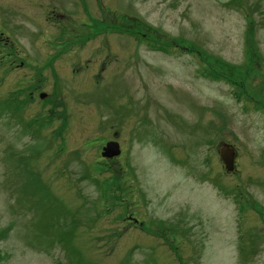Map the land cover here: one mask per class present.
<instances>
[{"label":"rangeland","instance_id":"obj_1","mask_svg":"<svg viewBox=\"0 0 264 264\" xmlns=\"http://www.w3.org/2000/svg\"><path fill=\"white\" fill-rule=\"evenodd\" d=\"M83 4L38 91L0 75V264H264V0Z\"/></svg>","mask_w":264,"mask_h":264},{"label":"flooded vegetation","instance_id":"obj_2","mask_svg":"<svg viewBox=\"0 0 264 264\" xmlns=\"http://www.w3.org/2000/svg\"><path fill=\"white\" fill-rule=\"evenodd\" d=\"M78 1L80 6L74 8L72 0H0V75L15 74L19 84L29 82L35 86L34 91H38L42 83L38 74L41 69L46 68L43 67L45 64L49 69L53 67L54 51L58 54L66 52L68 41L79 48L86 43L87 12L84 0ZM113 6L109 17L110 21L117 25L116 31L112 33L115 37L127 38L136 43L152 41L153 48H156V44L167 45L166 42L160 41L162 39L159 35L152 40L154 29L135 22L134 16L130 15L131 10L122 9L126 12L124 13L116 4ZM89 16L91 19L90 13ZM99 34L101 33L98 32L91 39L98 37ZM136 35H139V38H136ZM175 43L177 44V41L174 40L170 44L173 51L179 48ZM62 45L65 47L62 48ZM30 48H34L35 51ZM187 52L199 56L198 51ZM78 62L77 58L74 64ZM27 70L30 71V75L36 76L24 77ZM35 92L34 94L31 92L30 97L35 96ZM44 94L39 93V99L48 98V95ZM114 134L116 135V132ZM109 161L114 164L113 159Z\"/></svg>","mask_w":264,"mask_h":264},{"label":"water","instance_id":"obj_3","mask_svg":"<svg viewBox=\"0 0 264 264\" xmlns=\"http://www.w3.org/2000/svg\"><path fill=\"white\" fill-rule=\"evenodd\" d=\"M219 3H228L231 0H216ZM118 145L115 142H109L106 144L105 148L103 149V155L106 157L110 153V155L118 154L117 151ZM114 152V153H113ZM218 155L220 160L222 161L224 168L227 172H232L234 168V158H235V151L233 148L224 145L221 146L218 150Z\"/></svg>","mask_w":264,"mask_h":264},{"label":"trees","instance_id":"obj_4","mask_svg":"<svg viewBox=\"0 0 264 264\" xmlns=\"http://www.w3.org/2000/svg\"><path fill=\"white\" fill-rule=\"evenodd\" d=\"M212 74L217 75V76H218V79H219V75H218V73H215V72L213 71ZM222 78H224V76H222Z\"/></svg>","mask_w":264,"mask_h":264}]
</instances>
